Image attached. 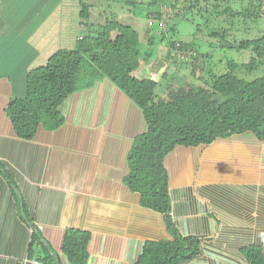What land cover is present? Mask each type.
Returning a JSON list of instances; mask_svg holds the SVG:
<instances>
[{
  "label": "crops",
  "instance_id": "crops-1",
  "mask_svg": "<svg viewBox=\"0 0 264 264\" xmlns=\"http://www.w3.org/2000/svg\"><path fill=\"white\" fill-rule=\"evenodd\" d=\"M81 1L0 0V264H74L69 230L89 234L86 264H135L147 241L170 239L164 214L125 181L147 124L111 80L73 92L59 106L63 124L41 125L31 139L7 116L27 72L88 33L94 4L85 20ZM164 165L173 222L202 240L201 255L183 264H251L244 249L253 244L264 254V142L241 134L177 146Z\"/></svg>",
  "mask_w": 264,
  "mask_h": 264
},
{
  "label": "trees",
  "instance_id": "trees-1",
  "mask_svg": "<svg viewBox=\"0 0 264 264\" xmlns=\"http://www.w3.org/2000/svg\"><path fill=\"white\" fill-rule=\"evenodd\" d=\"M148 3L165 5L173 15L182 11L183 18L209 6L217 13L233 11L249 18L264 15V0H150ZM232 3L242 8L233 9ZM243 3L248 7L243 8ZM81 5L86 11L82 18L88 20L91 4L84 0ZM129 13L132 15L124 17L116 13L93 23L95 29L86 33L75 47L58 49L44 65L27 72L24 94L10 97L6 113L15 134L31 139L41 125L58 128L63 124L59 106L73 92L104 78L111 80L142 109L147 124L128 155L130 171L125 181L141 194L144 206L164 214L170 233V239L147 241L135 264H183L201 255L202 240L183 235L171 218L169 174L164 159L177 146H208L234 135L250 134L264 142V75L246 80L236 74L243 66L253 70L256 60L264 58V32L237 43L238 48L252 51L249 62L228 61L227 70L214 75L210 83L198 85L189 79L176 83L175 76L167 75L166 67H161L167 65L168 57L157 70L143 72L151 53L142 56L141 46L154 44L157 38L154 22L159 13L151 11L143 17ZM167 28L174 31L176 24ZM226 30L211 34L225 36ZM165 35L161 31L160 38L163 40ZM169 43L168 54L177 55L180 51L185 57L187 46L182 40L173 39ZM195 55L193 50L189 56L193 65ZM160 76L166 78L161 94L157 92ZM89 238L88 233L78 230L66 233L64 249L74 264H86ZM244 250L251 264H264L260 244Z\"/></svg>",
  "mask_w": 264,
  "mask_h": 264
},
{
  "label": "rangeland",
  "instance_id": "rangeland-1",
  "mask_svg": "<svg viewBox=\"0 0 264 264\" xmlns=\"http://www.w3.org/2000/svg\"><path fill=\"white\" fill-rule=\"evenodd\" d=\"M85 1L94 4L90 15V29H86V32L95 29L92 25L94 22L101 20L102 17H110L113 12L131 8L136 17H143L149 10L158 12L160 17L156 18L154 22L157 29V38L154 44L141 46L142 56L146 53H151L150 60L145 65L143 72L149 74V72L157 70L158 66L163 64V60H166L168 57L165 68L166 74L172 77L175 76L176 80L173 79V81L176 83L177 81L183 82L188 79L190 82H195L198 85H203L205 82L210 83L214 75H219L227 70L228 61L243 64L249 62L252 58V51L240 49L236 45L242 39L252 38L264 32V15L258 18H249L242 14H234L233 11L220 12L223 7L218 11L220 13L215 12L213 7L209 6L208 9L189 13V15H186V18H183L184 13L182 11H178L179 14L173 15L169 7L148 3L150 0H143L144 2L142 3L139 0L138 2L136 0ZM231 7L236 9L240 6L238 3H232ZM244 7H248L247 3H243ZM173 24H176V30L167 31V26ZM224 28L227 29L225 36L223 34L215 36L211 34L213 31H219ZM161 31H164L166 34L163 40L160 38ZM173 39L182 40L185 46H187L184 49L187 51L185 53L186 58L180 55V51H178L177 55L173 53L168 54V48H170L169 42ZM228 43H231L232 46L228 45ZM193 50L196 53L194 65L192 64L193 60L189 58ZM236 74L246 80L264 75V58L256 60L253 70H247L243 66ZM159 80L157 92L161 94L166 78L160 76ZM169 80L170 78L167 81L171 83ZM253 217L250 216L247 221H251ZM234 219L244 220L238 216ZM263 221L260 220V223Z\"/></svg>",
  "mask_w": 264,
  "mask_h": 264
}]
</instances>
